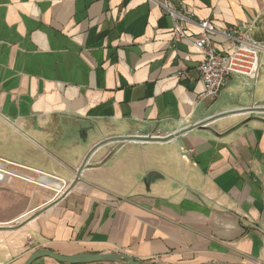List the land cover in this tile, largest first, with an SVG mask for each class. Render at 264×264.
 Wrapping results in <instances>:
<instances>
[{
  "label": "crops",
  "instance_id": "crops-1",
  "mask_svg": "<svg viewBox=\"0 0 264 264\" xmlns=\"http://www.w3.org/2000/svg\"><path fill=\"white\" fill-rule=\"evenodd\" d=\"M183 1L175 23L148 0H0V164L27 177L0 182V264H264V69L201 99L193 44L202 19L264 41V0Z\"/></svg>",
  "mask_w": 264,
  "mask_h": 264
},
{
  "label": "built area",
  "instance_id": "built-area-1",
  "mask_svg": "<svg viewBox=\"0 0 264 264\" xmlns=\"http://www.w3.org/2000/svg\"><path fill=\"white\" fill-rule=\"evenodd\" d=\"M148 1L161 7L165 13L173 18L175 23L190 21L192 18V13L183 0ZM198 24L201 32L193 40V44L203 54L198 66L200 80L203 84L201 99H217L233 74L246 80L256 81L260 77L264 69V41L253 37L248 29L238 26L222 27L209 19H202ZM175 36L176 39L191 38V35L187 34L181 26L175 27ZM213 36H219L223 39L222 48H219L213 40ZM199 124H203V122H199ZM189 152H193V149H190ZM1 161L9 165L14 164L3 158ZM7 175L27 178L0 164V182L4 181ZM60 180L62 186L66 187V180L62 178Z\"/></svg>",
  "mask_w": 264,
  "mask_h": 264
},
{
  "label": "water",
  "instance_id": "water-1",
  "mask_svg": "<svg viewBox=\"0 0 264 264\" xmlns=\"http://www.w3.org/2000/svg\"><path fill=\"white\" fill-rule=\"evenodd\" d=\"M229 111V112H228ZM224 114L231 113L237 110H228ZM214 117V116H213ZM207 119H212L207 118ZM130 137H111L107 138L99 144H97L94 148L91 149L89 154L86 156L81 168L78 173H80L81 169L89 160L90 155L100 146L105 145L108 142L116 139H128ZM43 257H49L56 260L62 264H89V263H116V264H167V263H153L145 260H139L134 258L133 256L125 253H107V252H81L75 255H64L57 253L50 249H39L32 253L29 258L24 262V264H32L35 260ZM206 264H238V263H227V262H219V263H206Z\"/></svg>",
  "mask_w": 264,
  "mask_h": 264
},
{
  "label": "rangeland",
  "instance_id": "rangeland-1",
  "mask_svg": "<svg viewBox=\"0 0 264 264\" xmlns=\"http://www.w3.org/2000/svg\"><path fill=\"white\" fill-rule=\"evenodd\" d=\"M263 58H264V54H263ZM79 135H81V131L79 130Z\"/></svg>",
  "mask_w": 264,
  "mask_h": 264
}]
</instances>
